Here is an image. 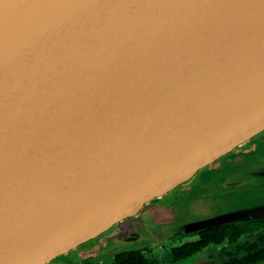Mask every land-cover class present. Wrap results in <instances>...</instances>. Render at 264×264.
<instances>
[{
	"label": "water",
	"instance_id": "95a60500",
	"mask_svg": "<svg viewBox=\"0 0 264 264\" xmlns=\"http://www.w3.org/2000/svg\"><path fill=\"white\" fill-rule=\"evenodd\" d=\"M263 133L264 0H0V264H56Z\"/></svg>",
	"mask_w": 264,
	"mask_h": 264
},
{
	"label": "flooded vegetation",
	"instance_id": "af4514ba",
	"mask_svg": "<svg viewBox=\"0 0 264 264\" xmlns=\"http://www.w3.org/2000/svg\"><path fill=\"white\" fill-rule=\"evenodd\" d=\"M253 144L258 145L257 149L250 148ZM262 152L264 133L205 168L190 183L172 192L168 203L172 207L165 205L167 212L164 215L161 209L154 208L149 213L153 220H157L160 225L174 220L173 226L177 227L174 235L164 236L163 241L158 237L153 244L146 245L141 242L140 236L139 239H132L134 236L129 234L138 236L145 226L143 220L133 228L119 224L106 237V242L112 243L109 249L107 243L106 251L95 246V250L84 255H66L58 259L56 264H264V216L243 215L253 207V199L264 195ZM232 175H237V178L229 180ZM191 192L201 197H193L192 201L186 199L185 205L178 204V198L183 199L184 195L190 197ZM161 199H155L150 204ZM200 199L209 202L217 199V202L226 206L218 211L220 213L201 218L199 212L190 210L195 207V201ZM189 210L190 219H184L185 212ZM219 216L230 218L209 222ZM165 219L169 220L163 222ZM91 248H83L79 253ZM106 254H111V258L106 257Z\"/></svg>",
	"mask_w": 264,
	"mask_h": 264
},
{
	"label": "rangeland",
	"instance_id": "374dc122",
	"mask_svg": "<svg viewBox=\"0 0 264 264\" xmlns=\"http://www.w3.org/2000/svg\"><path fill=\"white\" fill-rule=\"evenodd\" d=\"M257 146L258 145L253 144V146L251 145L250 148L251 149H254V148L257 149ZM262 153H264V152H262ZM226 178H228V177H226ZM235 178H237V175L236 176L232 175V177L229 180H234ZM172 194L173 193H170L168 196H165L159 202H155V203H152V204L145 206L143 208V210L134 219H131L130 221L122 222V223H120V226L133 228L139 222L142 223V220H143V223H145V226L143 227V229L140 231L139 234H140L141 242L143 241L144 243H147L146 245L153 244L155 241H157L158 237L161 239V241H163L164 236L169 237V236L174 235V233L176 232L174 230L177 228V227L173 226L174 220H171L169 222L172 224L167 223V224L160 225V223L159 224L157 223L158 222L157 220H153L152 217L149 215V213L154 208L157 210L161 209V212L164 215V213L167 212L165 205H168L169 208L172 207L170 204H168L170 202V199H171L170 196ZM193 197H195L197 199L198 197H201V195L195 196V194H192V192H191L190 197L184 195L183 199L178 198L177 199L178 204L181 203V204L185 205V202L192 201L194 199ZM189 198H191V199L189 200ZM186 199H188V200L186 201ZM200 200L201 201H195V203H196L195 207L190 209V210H193L194 213L199 212L198 215L201 218L206 217L208 215H215L217 213H220L218 211L224 209L226 206L224 203L217 202V199H212V202H209L210 200L207 201L205 199H200ZM251 203H252L253 207L263 205L264 204V195L262 197L257 198V199H253L251 201ZM190 210L185 212L184 219H190L189 218L190 213H191ZM181 213H183V212L181 211ZM183 215H184V213H183ZM163 217L166 218L165 216H163ZM146 220H149V221H146ZM168 220L169 219H165V221H163V222H166ZM176 220H177V218H176ZM121 228L122 227H119V229H121ZM111 230H113V229H111ZM110 231H108V233L106 232V233L100 235L97 239H94V240L82 245L81 247H79V249L75 253H72L70 255V257L87 254V253L95 250V248H94L95 246H97L98 249L105 250L107 243H109V241L106 242V237ZM111 245H112V243H109L107 246L108 247L107 249H109ZM83 248H91V250H86L85 252L79 253L80 251H83ZM106 255H107L106 257L111 258V254H106Z\"/></svg>",
	"mask_w": 264,
	"mask_h": 264
}]
</instances>
